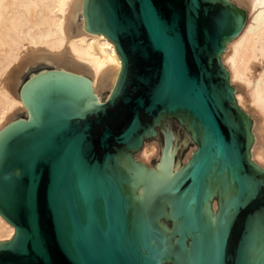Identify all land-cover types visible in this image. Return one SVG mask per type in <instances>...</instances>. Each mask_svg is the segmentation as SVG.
Wrapping results in <instances>:
<instances>
[{"label": "water", "instance_id": "water-1", "mask_svg": "<svg viewBox=\"0 0 264 264\" xmlns=\"http://www.w3.org/2000/svg\"><path fill=\"white\" fill-rule=\"evenodd\" d=\"M81 15L121 67L100 101L49 66L23 78L26 114L0 129V216L14 228L0 264H264V169L221 59L246 11L83 0ZM161 137L159 163L139 161Z\"/></svg>", "mask_w": 264, "mask_h": 264}, {"label": "bare ground", "instance_id": "bare-ground-1", "mask_svg": "<svg viewBox=\"0 0 264 264\" xmlns=\"http://www.w3.org/2000/svg\"><path fill=\"white\" fill-rule=\"evenodd\" d=\"M230 1L247 17L238 35L226 44L222 64L237 105L252 120L251 159L264 169V0ZM82 2L0 0V129L26 114L19 88L25 75L39 66L87 78L97 101L103 90L112 89L121 61L110 40L83 28ZM177 150L174 146L167 152L172 154L170 172ZM136 157L149 166L154 159L159 163L163 158L159 142H145ZM13 234V226L0 216V241Z\"/></svg>", "mask_w": 264, "mask_h": 264}, {"label": "rangeland", "instance_id": "rangeland-1", "mask_svg": "<svg viewBox=\"0 0 264 264\" xmlns=\"http://www.w3.org/2000/svg\"><path fill=\"white\" fill-rule=\"evenodd\" d=\"M103 91L105 92L106 90H103ZM103 91H102V92H103ZM104 92H103V93H104ZM172 126H173V128L175 129V131H177L178 126H177V124H176L174 121L172 122ZM161 139H162V137L159 138L158 140H154V139H153V140H150V141H156L157 143L159 142V144H160ZM150 141H147V142H150ZM182 142H183V141H182ZM181 144H182V143L179 142L178 147H179ZM191 148H192L191 145H189V146L186 147V150L183 152L182 160L184 159V157H185V155L187 154L188 150L191 149ZM155 161H156V159L153 160V162H155Z\"/></svg>", "mask_w": 264, "mask_h": 264}]
</instances>
